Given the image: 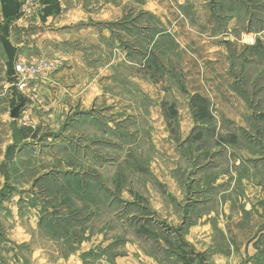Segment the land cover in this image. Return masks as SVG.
<instances>
[{"label":"rangeland","instance_id":"374dc122","mask_svg":"<svg viewBox=\"0 0 264 264\" xmlns=\"http://www.w3.org/2000/svg\"><path fill=\"white\" fill-rule=\"evenodd\" d=\"M263 4L0 0L1 146L20 96L16 123L38 133L3 189L23 187L13 204L0 200V264H264V189L199 191L198 141L182 150L168 126L182 106L213 112L241 94L251 117L264 109V34L251 49L262 71L247 61L241 79L223 63L242 50L240 32L264 30ZM41 59L47 69L32 72ZM226 66L241 89L229 100ZM251 121L264 183V119L257 132Z\"/></svg>","mask_w":264,"mask_h":264},{"label":"crops","instance_id":"0c3cea01","mask_svg":"<svg viewBox=\"0 0 264 264\" xmlns=\"http://www.w3.org/2000/svg\"><path fill=\"white\" fill-rule=\"evenodd\" d=\"M261 6L264 7V4ZM263 7L260 9L263 10ZM260 13V16L264 15L262 12ZM256 14H259L257 9ZM255 25L256 28H260L258 21H256ZM258 32H260L261 35H259ZM263 34V28L260 30L255 29L254 31L247 30L245 32H240L239 44L243 47L242 50L236 52L229 51L228 54L226 50L223 53V63L233 64L235 65L234 67L239 66L242 70L239 74V78L243 79L246 76L243 69L247 68V61H250L255 68H260V71H262V57L261 55L257 56V54H255V57H252L251 49L254 43L262 44ZM243 36L249 39L244 40L242 38ZM229 42H232L231 39ZM255 46H257V44ZM245 57L246 59L244 62ZM227 69V66L223 69L224 79L228 80V86L224 93L229 97L228 94L234 92L233 90L239 93L241 89H238L235 85V77L232 71L229 69L226 72ZM260 74L262 78L263 73ZM21 98L22 96H20V99ZM229 99L230 97L228 100ZM243 100L241 94L238 98H235L229 103L216 106L213 112L211 110L209 111L208 108H203L202 111L199 108L195 109L192 105H185L178 111L175 119L170 121L173 125H168L169 127L180 129L178 132L181 133L182 137V147H180L182 150L186 149L189 144L195 143V139L198 141V152L194 153L192 150L190 152H192L193 155L190 158L188 152L185 156L189 158V162L196 163V167L191 169L190 174H194L198 179L195 183L198 182L199 185L201 183V186L204 187L203 189H198L199 191H226L244 198L242 193L262 192L264 189L263 146L261 142H259L261 140L258 139V141L256 135H253L254 147H252V145L248 143L250 139L247 138L246 133V124L248 123L251 125L252 119H254V122L258 120L259 128L256 126L255 132H257V129L259 131L262 130L264 109L260 103L259 111H256L255 117H251L241 103ZM262 100L263 98L260 102ZM23 111L26 112L25 110ZM204 114H206L207 117H205ZM6 126V124L3 125L5 130ZM20 130L22 135L21 144L16 147L12 159L6 162L8 179L4 180L3 176L0 174V194H5L4 196H0V200L3 199V203L10 201L13 204L20 198L19 192L23 190V187L14 188L12 184L11 189H3L5 184H10V181L16 177L18 172L23 170L19 166V155L25 150L26 145L32 143V140L38 134H34V130L32 131L30 129L26 131ZM9 145L10 144L5 143V140L2 141V146L0 142V164L5 162V149ZM257 149L258 152L256 151ZM186 157L184 161L188 162ZM206 181L209 183L207 187ZM1 205L3 207V204Z\"/></svg>","mask_w":264,"mask_h":264},{"label":"water","instance_id":"95a60500","mask_svg":"<svg viewBox=\"0 0 264 264\" xmlns=\"http://www.w3.org/2000/svg\"><path fill=\"white\" fill-rule=\"evenodd\" d=\"M24 105V100L21 98L19 100V103L14 105L9 110V116L11 120L8 122L9 128L11 130V136H12V144L6 147L5 154H4V160L5 162L0 164V174L3 176L4 180L8 179V170H7V164L6 162L10 161L14 155V152L16 150V147L21 144L22 141V135L21 130L19 129L16 120L19 118V115L22 111Z\"/></svg>","mask_w":264,"mask_h":264},{"label":"built area","instance_id":"2783aa9c","mask_svg":"<svg viewBox=\"0 0 264 264\" xmlns=\"http://www.w3.org/2000/svg\"><path fill=\"white\" fill-rule=\"evenodd\" d=\"M47 67H48L47 62L44 59H41V60L36 61L32 65L31 69H32V72L38 73V72H42L43 70H46ZM14 68L21 75H25L26 71L28 72L30 70V68L26 65L24 61H18L15 64ZM25 85H26V82L23 80V77H22L18 83V87L22 88V87H25Z\"/></svg>","mask_w":264,"mask_h":264}]
</instances>
